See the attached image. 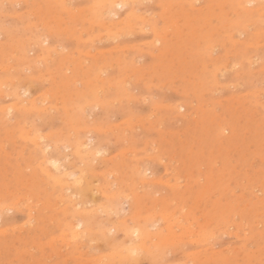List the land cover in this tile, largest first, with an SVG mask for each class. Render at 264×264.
I'll return each instance as SVG.
<instances>
[{
    "label": "rangeland",
    "instance_id": "374dc122",
    "mask_svg": "<svg viewBox=\"0 0 264 264\" xmlns=\"http://www.w3.org/2000/svg\"><path fill=\"white\" fill-rule=\"evenodd\" d=\"M234 5L0 0V264H264V0Z\"/></svg>",
    "mask_w": 264,
    "mask_h": 264
},
{
    "label": "bare ground",
    "instance_id": "6f19581e",
    "mask_svg": "<svg viewBox=\"0 0 264 264\" xmlns=\"http://www.w3.org/2000/svg\"><path fill=\"white\" fill-rule=\"evenodd\" d=\"M130 1V0H129ZM233 2H234V4L236 5V6H244V5H251L252 3L254 4V3H257L258 1H260V0H232ZM113 4H115V5H123V0H110V7H112L113 6ZM234 5V6H235ZM113 8V7H112ZM117 8V7H116ZM102 10V9H101ZM242 10H244L243 8H242ZM130 12V11H129ZM255 12H257V9H252V13H250V12H247V14H244V11H242V13L244 14V20L246 21V20H249V18H251L250 16H253V14L255 13ZM128 14V13H127ZM126 14V15H127ZM125 15V16H126ZM11 16V15H10ZM130 18V17H129ZM128 20H126V22H127ZM125 22V23H126ZM247 22V21H246ZM103 25V24H102ZM35 26V25H34ZM256 43V42H255ZM12 56V55H11ZM7 61H8V59H7ZM126 79V78H125ZM10 81V80H9ZM25 99V98H24ZM21 100H23V99H21ZM21 108V107H20ZM180 108V107H179ZM186 125V124H185ZM230 127L228 126H225V125H220L219 126V134L221 135V136H225L224 134H225V132H229L230 131V129H229ZM33 143V142H32ZM55 145H57V143L55 144ZM86 145V144H85ZM84 145V146H85ZM30 146H31V144H30ZM39 148V147H38ZM73 149V148H72ZM51 163V166L52 167H54V168H56V170H58V168H57V162L56 161H51L50 162ZM62 167V166H61ZM137 169V168H136ZM144 172H146L145 171V169H144ZM154 181V180H153ZM174 186V185H173ZM138 187V186H137ZM180 187V186H179ZM59 196V195H58ZM105 196V195H104ZM62 197V196H61ZM89 197V196H88ZM113 203V205H116L117 204V201L114 199V198H112V200L110 201V205ZM6 210H7V208H6ZM146 217H147V215H145ZM165 216H167V215H165ZM174 216V215H173ZM168 217V216H167ZM172 217V216H171ZM116 224V223H115ZM109 225V224H108ZM156 225V224H155ZM182 225V224H181ZM108 227V226H107ZM112 227H113V225H112ZM109 228V227H108ZM108 228H106L107 230H108ZM136 228V227H135ZM100 229V228H99ZM110 229H113V228H110ZM115 229H116V227H115ZM183 229H185L184 227H183ZM117 230V229H116ZM186 230V229H185ZM106 231V230H105ZM109 232V231H108ZM107 232V233H108ZM130 232V231H129ZM128 232V233H129ZM133 233L134 234H138V231L137 230H133ZM133 233H131V234H133ZM168 233H170V232H168ZM127 234V233H126ZM167 234V233H166ZM171 234V233H170ZM169 234V235H170ZM120 235V234H119ZM142 236V235H141ZM166 236V235H165ZM212 236V235H211ZM173 237V236H172ZM144 238V237H143ZM166 238H168V237H165V239ZM180 238V237H179ZM179 238L178 239H176V240H179ZM204 239V238H203ZM140 240V239H139ZM143 240V239H142ZM174 240V239H173ZM126 241V240H125ZM163 240H161V242H162ZM170 241H172V240H170ZM149 242H150V240H149ZM164 242V241H163ZM162 242V243H163ZM169 241H167V243H168ZM140 243H143V242H139V244ZM161 243V244H162ZM127 244V243H126ZM129 245H130V243H128ZM137 244V243H136ZM136 244H134V245H136ZM125 245V244H124ZM123 245V246H124ZM132 245V244H131ZM145 245V244H144ZM163 245V244H162ZM141 246V245H140ZM164 246V245H163ZM162 246V247H163ZM120 247V246H119ZM134 247H137V246H134ZM142 247V246H141ZM161 247V246H160ZM124 248H126V247H124ZM131 248V247H130ZM139 248V247H138ZM145 248V247H144ZM143 248V249H144ZM209 248V247H208ZM127 249L129 250V247H127ZM132 249V248H131ZM146 249V248H145ZM126 250V249H125ZM124 250V251H125ZM137 250V249H136ZM135 251V250H134ZM134 251H132L131 253L132 254H134ZM142 251V250H141ZM119 252V251H118ZM127 252H129V251H127ZM127 252H126V254H127ZM137 252V251H136ZM158 252V251H157ZM157 252H155V253H157ZM161 252V251H160ZM130 253V254H131ZM118 254H120V253H118ZM126 254L124 255V257L126 256ZM136 254V253H135ZM137 255V254H136ZM120 256V255H119ZM134 256V255H133ZM133 258V257H132ZM149 258V257H148ZM100 259V258H99ZM122 259V258H121ZM125 261H126V259H124ZM124 264V263H123Z\"/></svg>",
    "mask_w": 264,
    "mask_h": 264
}]
</instances>
